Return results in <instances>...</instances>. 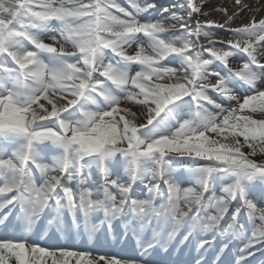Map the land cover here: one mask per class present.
Returning a JSON list of instances; mask_svg holds the SVG:
<instances>
[{
	"label": "snow or ice",
	"instance_id": "obj_1",
	"mask_svg": "<svg viewBox=\"0 0 264 264\" xmlns=\"http://www.w3.org/2000/svg\"><path fill=\"white\" fill-rule=\"evenodd\" d=\"M127 3L0 0V264H264V18Z\"/></svg>",
	"mask_w": 264,
	"mask_h": 264
},
{
	"label": "bare ground",
	"instance_id": "obj_2",
	"mask_svg": "<svg viewBox=\"0 0 264 264\" xmlns=\"http://www.w3.org/2000/svg\"><path fill=\"white\" fill-rule=\"evenodd\" d=\"M118 3H120L122 6L129 8L131 10L130 5L127 3V0H117ZM138 2L143 3V0H138ZM163 3H168L169 0H162ZM241 6H246L241 10ZM224 8L227 9V15L231 16L234 12H238L239 16L234 18V22L228 25H225L226 28L228 29H233L239 26H242L244 24L249 23L253 18H255L257 21L261 18H264V0H241V4L238 6L235 4V0H209L208 6L205 7L204 11L209 12L213 8ZM225 13L222 11H215L211 15H209L206 19L215 21L217 23L223 24L224 21L226 20ZM217 40H223L227 41L229 39H234L233 37L225 34L223 30H221L220 34L215 37ZM49 42V41H46ZM201 43H204V41H201ZM131 51V50H129ZM10 207V206H8ZM8 208L6 207L5 209L0 211V216H3L4 212H7ZM18 212V209L15 210ZM10 224L8 228H4L3 226H0V236H4V233L10 234L13 230H22L24 227V222L22 219L17 220V226H14L11 223V217L9 218ZM46 221L40 220L37 221L36 224L33 225V232L31 234L29 233V238L30 239H36L39 243L43 244L46 240H48V236L45 234L47 231L51 230L48 225L45 224ZM8 231V232H7ZM46 231V232H44ZM150 231V230H148ZM148 231H146L145 235L147 236ZM44 232V233H43ZM48 234V233H47ZM148 237V236H147ZM55 240V237L53 238ZM109 241V240H108ZM59 242L62 244L64 243V240L61 239ZM90 242V243H89ZM110 242H113L110 241ZM91 241H88L86 245L81 244V241L79 238L75 239V246L76 247H89L92 248L91 246ZM103 247L108 249L109 251H119L120 248L119 246H113L112 244H107L109 247H106L105 242L101 241ZM134 245V242L132 244ZM101 246L96 245L95 249H99ZM131 248L130 246H128ZM101 250L105 251L104 248H100Z\"/></svg>",
	"mask_w": 264,
	"mask_h": 264
},
{
	"label": "rangeland",
	"instance_id": "obj_3",
	"mask_svg": "<svg viewBox=\"0 0 264 264\" xmlns=\"http://www.w3.org/2000/svg\"><path fill=\"white\" fill-rule=\"evenodd\" d=\"M69 50H71V49H69ZM236 66H238V63L233 67H236ZM252 115H253L254 119L264 118V114L256 113V114H252ZM240 139L242 140L243 138L241 137ZM4 235H6V233H4ZM33 240H36V239H33Z\"/></svg>",
	"mask_w": 264,
	"mask_h": 264
}]
</instances>
